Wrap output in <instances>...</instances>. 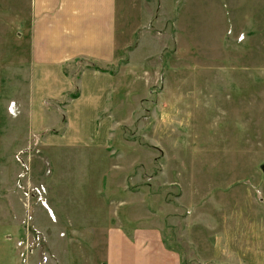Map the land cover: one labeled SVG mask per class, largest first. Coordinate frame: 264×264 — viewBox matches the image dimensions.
<instances>
[{"label": "rangeland", "instance_id": "rangeland-1", "mask_svg": "<svg viewBox=\"0 0 264 264\" xmlns=\"http://www.w3.org/2000/svg\"><path fill=\"white\" fill-rule=\"evenodd\" d=\"M263 8L119 0L106 105L67 125L34 121L29 0H0V264H106L122 221L182 264H264Z\"/></svg>", "mask_w": 264, "mask_h": 264}, {"label": "crops", "instance_id": "crops-1", "mask_svg": "<svg viewBox=\"0 0 264 264\" xmlns=\"http://www.w3.org/2000/svg\"><path fill=\"white\" fill-rule=\"evenodd\" d=\"M118 2L29 0L28 96L34 121H50L48 114L56 113L57 121L67 120V125L79 118L97 124L106 105L105 84L114 78L99 66L119 56ZM49 102L63 108L49 111L43 107ZM105 260L106 264H182L159 229L130 227L123 221L107 228Z\"/></svg>", "mask_w": 264, "mask_h": 264}]
</instances>
